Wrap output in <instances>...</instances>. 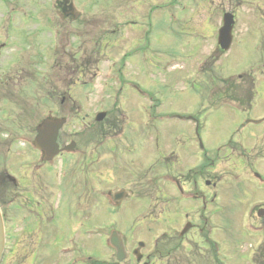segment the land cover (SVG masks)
Wrapping results in <instances>:
<instances>
[{"label":"flooded vegetation","instance_id":"flooded-vegetation-1","mask_svg":"<svg viewBox=\"0 0 264 264\" xmlns=\"http://www.w3.org/2000/svg\"><path fill=\"white\" fill-rule=\"evenodd\" d=\"M80 1L84 2L82 10L74 7L75 0H42L43 5H50L42 15L44 22H25L23 0H0V122L11 110L18 111L20 117L27 114L22 113L27 105L1 101L7 100L10 91L14 93L20 80L41 77L40 72L26 76L20 70L18 58L26 41L33 46L35 62L56 64L54 78L67 81L74 73L97 78L98 69L113 60L119 73L126 63L135 66L137 22L147 28L165 25L163 13L154 22L151 10L138 11L132 1L128 7L117 6L112 17L106 14L102 0ZM255 3L258 31L264 36V0ZM203 11L199 14H212ZM110 19L117 31L113 49L100 40L93 43L86 38L88 31L104 30ZM10 44L14 48L9 49ZM144 45L149 46L148 40ZM111 51L115 52L113 58L108 54ZM244 79L247 85L253 82L251 74ZM249 88L240 91L231 87L228 98L233 102L228 105L233 106L235 114H244L251 107ZM59 91L52 87L51 93ZM59 94L58 111H79L64 92ZM112 106L117 109L119 104L114 102ZM100 122L97 150H90L91 141L86 138L82 150L68 153L75 157L52 162L59 164V173L54 175L40 172L43 162L33 164L32 169L24 166L25 154L37 159L41 154L14 150V143L23 140L17 136L20 131L4 133L0 124V145L6 147V151H0V159H16L23 170L15 178L0 170L5 233L1 264H89V244L109 251L106 258L90 264H217L216 151L202 152L198 137L195 140L180 131H168L161 144L153 147L149 135L152 124H145V134L137 138L129 134L121 119ZM263 126L264 115L243 121L232 119L228 124V205L234 192L231 177L238 187L235 192L242 194L234 201L249 203V215L257 222L263 221H258L256 213L262 208L264 214V198L257 194L264 196V175L252 168L264 164ZM246 130L249 132L244 133ZM90 168L98 170L92 183ZM238 174L252 182L236 181ZM247 194L250 201L244 199ZM112 234L118 237L116 244L122 245L121 259L109 245Z\"/></svg>","mask_w":264,"mask_h":264},{"label":"rangeland","instance_id":"rangeland-1","mask_svg":"<svg viewBox=\"0 0 264 264\" xmlns=\"http://www.w3.org/2000/svg\"><path fill=\"white\" fill-rule=\"evenodd\" d=\"M78 5L82 8L83 3L80 0H76ZM186 3H188L186 1ZM185 3V4H186ZM107 5L105 8H108ZM113 27L112 22L106 24V30ZM109 33V31H108ZM197 34L191 30V28L185 24L174 25L169 24L165 29L163 37L161 36V43L158 45H164L162 54L154 53L146 55L147 64L144 71H141V77L138 72V78L136 79L138 84L149 88V99L155 105L151 108L154 110L151 112V118L157 119V122L162 128L167 131H180L185 135H195V123L193 121H187L184 119H178L180 115H190L196 121L198 127V134L203 143V146L210 150L211 148H217L224 142L228 141V124L232 119L238 121L243 119H255L256 117L264 115V78L256 79L255 83V97L253 102L250 103L251 107L243 114H235V110L232 111L233 106H228V77L237 73L246 71L250 66L256 67L262 59H264V36H261L257 32V25L251 24L245 28L238 30L236 45L232 47V50L227 53L218 66L212 69V72L208 73H196L193 69L195 64L201 63L200 58L187 57V54H194V44ZM206 37V36H201ZM157 41H160L159 34L157 35ZM163 40L165 42H163ZM155 36H153V43ZM206 47H204L205 49ZM203 58V57H202ZM216 64V63H215ZM210 65L206 63V67ZM164 67L168 74V78L161 81L156 77V72ZM213 73V74H212ZM149 75V77L147 76ZM213 75L220 77L218 81L214 79ZM219 81H225V85L221 86ZM101 86V82L99 81ZM81 91L75 94L77 98H81ZM88 98V103L95 104L98 99V95L83 96V102ZM139 98L138 93L133 95V100ZM81 103V102H80ZM82 104V103H81ZM152 104L150 103V106ZM89 107V105L87 106ZM94 110V109H93ZM48 109L39 105L34 118L33 123L39 122L42 117L47 116ZM92 110H83L77 113H72L68 124L64 128L63 137H67L70 132H80L83 128V123L80 117L84 113H92ZM52 114V113H51ZM174 115V117L172 116ZM126 119H137L135 112L131 114L125 113ZM260 129V128H259ZM264 130V126H263ZM249 132L246 130L244 133ZM28 150V148H24ZM79 149V148H77ZM217 159L214 175L218 182L228 185V165L225 161ZM227 183H226V182ZM228 188V186H227ZM260 196V192H258ZM227 196V195H226ZM220 204L226 203V209H228V215H232L236 212H241L243 217L240 220L235 219V235L230 232V220L228 216V225L224 216L220 217L219 223L223 231L226 232L224 236L227 240L232 237V242L229 244L230 253L219 255L218 259L225 264H252L250 259V251L246 250L247 243L253 241L252 234L245 230L246 223H252L249 221L247 215L249 214V203L235 205L234 208L228 205V196L226 201L221 197ZM245 200L250 201L251 195L247 194L244 197ZM217 209V207H216ZM222 210V209H221ZM225 215V214H223ZM249 216V215H248ZM216 239L221 242V237L216 236ZM90 255L95 258L106 255L104 249L99 250L96 245L89 244Z\"/></svg>","mask_w":264,"mask_h":264},{"label":"water","instance_id":"water-1","mask_svg":"<svg viewBox=\"0 0 264 264\" xmlns=\"http://www.w3.org/2000/svg\"><path fill=\"white\" fill-rule=\"evenodd\" d=\"M61 124V120H46L38 128L39 134L35 140L36 145L48 154L56 151L54 140Z\"/></svg>","mask_w":264,"mask_h":264}]
</instances>
